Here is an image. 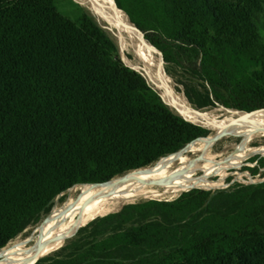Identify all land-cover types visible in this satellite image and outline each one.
I'll return each instance as SVG.
<instances>
[{"label":"trees","instance_id":"1","mask_svg":"<svg viewBox=\"0 0 264 264\" xmlns=\"http://www.w3.org/2000/svg\"><path fill=\"white\" fill-rule=\"evenodd\" d=\"M111 2L192 107L264 110V0ZM118 53L87 13L72 21L55 0H0V250L69 189L155 166L211 134ZM249 163L241 170L264 175L263 157ZM67 242L36 264H264V181L126 205Z\"/></svg>","mask_w":264,"mask_h":264},{"label":"bare ground","instance_id":"2","mask_svg":"<svg viewBox=\"0 0 264 264\" xmlns=\"http://www.w3.org/2000/svg\"><path fill=\"white\" fill-rule=\"evenodd\" d=\"M87 1L96 15L102 21L108 23L110 29L120 36L121 49L125 51L124 49L130 44L135 58L141 63L149 81L165 98L175 104L185 116V113L189 112L190 109L187 108V102L181 99L182 96L172 88L170 80L164 72L162 61L158 57L159 53L145 42L136 27L128 22L123 12L118 10L115 4L112 5V0ZM123 41L125 43L124 49L122 48ZM256 113L258 112L246 116V118L231 125L226 130L210 127L215 130L213 137L225 131L228 136H242L245 143L256 134L264 136V133L255 131V128H264V117ZM237 117L238 115L235 114L228 116L225 118L223 126L225 127L226 124ZM185 118L196 122L186 116ZM223 126H220V128ZM243 145L239 147L238 152L230 160L222 163V161H217L218 159L216 160L215 157L209 155L211 143L204 139L189 147L187 153L197 155L194 159L181 155L171 156L168 160L156 164L153 169L128 178L123 184L114 183L111 186L103 187L82 186L74 191L77 192L78 196L75 199L69 198L60 208L54 209L49 219L31 238L2 250L0 252V264H22L39 244L58 234L73 231L80 223L84 225L96 217L116 212L125 204L134 203L140 199L162 197L166 194L176 195L180 190V193H183L186 185L197 189L216 188V186L222 184L226 171L236 166L242 157L246 156L245 152L242 151ZM255 151L264 150L257 149ZM200 171L203 176L196 178L195 175ZM216 175H219L218 181L211 185L205 184L207 177ZM155 187L163 190H154ZM63 243L64 240L50 244L42 252L41 258L53 254Z\"/></svg>","mask_w":264,"mask_h":264},{"label":"rangeland","instance_id":"3","mask_svg":"<svg viewBox=\"0 0 264 264\" xmlns=\"http://www.w3.org/2000/svg\"><path fill=\"white\" fill-rule=\"evenodd\" d=\"M79 1H81V2H79ZM55 3H56V7L61 12V14H63L65 17L71 19L72 21H77L79 19V17L83 15V13H87L88 15H90L95 20L93 11L90 8L87 0H55ZM114 4H115V2H114ZM127 19H128V17H127ZM128 21H129V19H128ZM258 25L260 27V32H261L262 36L264 37V15H261L258 18ZM110 36L115 41V43L118 47L119 53L117 55V59L121 63L126 65L127 67L131 68L132 70L141 73L142 76L149 83V85L151 87H153L154 89H156L154 84L149 81L148 76L144 72V69H143L141 63L135 58L134 52L132 50L133 48L130 46V44H128L127 48L124 49L125 43L123 41L122 48L125 50V51H123L120 47L119 38L114 37L112 35H110ZM142 37H143V35H142ZM143 39H144V37H143ZM146 43H148V42H146ZM158 57L161 59L160 54H158ZM163 68H164V72H165L166 76L170 80L171 86L174 89V91L177 92L176 87H179L182 90V87L175 84L173 79L166 73V65L165 64H163ZM156 90L162 95V97L164 98V101L166 102V104L170 108H172L176 112H180V113L184 114L183 112H181L177 108V106L175 104H173L171 101H169L167 98H165L164 95L158 89H156ZM177 94L182 96L181 99L183 101L184 100L186 101V99L183 97L182 93L177 92ZM187 105H188L187 108L189 107V109H190V104L188 102H187ZM201 112L204 113L203 116L196 115L191 111L186 112L185 116L196 121V122H194L196 125H199V126H202L206 129H208L211 132V134L209 136L215 135V130L211 129L210 127L223 129L224 128L223 122H225V118L232 115V113H235V115H238V114H236L237 112L235 110L227 109V108H223V107H217V108H214L211 110H203ZM256 114H259L260 116L264 117V112H258ZM190 121H192V120H190ZM197 122H199V123H197ZM220 126H223V127L220 128ZM242 145H243L242 151L245 152L246 156L242 157L241 161L236 166H233L226 171L225 178L223 179L222 184L220 186H216V188L215 187L210 188V189L198 188L199 190H205V191L228 190L235 184L249 185V184L261 183L264 181L263 169H261L260 172L258 174H256L255 176H252L248 171L241 170L243 167L253 168L256 166V163H249V160L251 158L256 157V156H260V157L264 158V151H255L257 149L264 150V136H261V134H256L252 139L248 140L245 143L243 142L242 136L235 137V136H228L227 135L226 138H223L222 140L211 145L208 153L210 156L215 157L216 160L218 159L217 161H224L227 159L230 160L234 156V154H236L238 152L239 147ZM252 151H255V152H252ZM185 156L190 158V159H194L197 155L193 154V153H187ZM169 158L170 157H168L166 159H162L160 162H164V161L168 160ZM160 162H158V163H160ZM202 176H203V173L201 171L195 175L196 178H201ZM218 180H219V175L207 177L205 180V184L211 185V184H214ZM84 186L85 185H83V187ZM80 187H82V186H75V187L69 189L68 191H66L65 193H63L62 195H60L57 198L51 213L53 212L54 209L60 208L69 198L75 199L78 196V194H77V192H74V191H77ZM192 189H197V188H192ZM154 190L162 191L163 189L159 188V187H155ZM180 192H181V190L176 195L166 194L162 197H154V198L151 197L148 199H140V200H138L134 203H130V204H140L142 202H148V201L171 202V201H174L175 199H177L181 194L188 192V191H185L183 193H180ZM130 204H125L118 211L110 213V214L119 213L124 206L130 205ZM110 214H107V215H110ZM107 215H105V216H107ZM105 216H100V217H96V218L92 219L91 221L85 223L82 228H85L92 221L103 218ZM145 216L147 217L148 220H154L155 219L154 215L151 213H147ZM46 218L47 217H44L38 224H36L34 226L27 227L15 239L10 241L4 249H7V248L15 245L16 243H20V242H22L28 238H31L35 233H37L39 231L40 227L45 223ZM136 218L137 219H135L134 222H137V223L142 222V219H143L142 217L137 216ZM82 228H80V229H82ZM67 243H68L67 241H64V243L60 246V248L58 250L63 248ZM4 249H2V250H4ZM2 250H0V252ZM58 250H56V251H58Z\"/></svg>","mask_w":264,"mask_h":264},{"label":"water","instance_id":"4","mask_svg":"<svg viewBox=\"0 0 264 264\" xmlns=\"http://www.w3.org/2000/svg\"><path fill=\"white\" fill-rule=\"evenodd\" d=\"M116 6V5H115ZM92 11H93V14H94V17H95V22L104 30L106 31L107 33H109L110 35L114 36V37H117V38H120V36L116 33V32H113L111 31L110 29V25L108 23H105L103 22L102 20H100L97 16H96V13L95 11L93 10L92 8ZM138 31V30H137ZM150 47L154 50H156L153 46L150 45ZM160 56H161V61H162V64H164V61H163V58H162V55L161 53L156 50ZM164 85V83H162ZM161 95V94H160ZM162 97V95H161ZM163 98V97H162ZM164 100V98H163ZM190 111L193 112L194 114L196 115H199V116H203L204 113H202L201 111L195 109L194 107H192L190 105ZM264 110H259V111H253V112H237L236 114H238V117L231 120L228 124H226V126L224 127V130H226L227 128H229L231 125L237 123L238 121L246 118V116L250 115V114H253L255 112H263ZM179 115H181L182 117L185 118V116L180 113V112H177ZM232 114H235V113H232ZM186 119V118H185ZM188 120V119H186ZM190 121V120H188ZM192 122V121H190ZM193 124H195L194 122H192ZM255 131L256 132H259V133H264V128H255ZM227 136V133L225 131H223L220 135L216 136V137H213V136H207L205 138H198L196 139L195 141L191 142L190 144H188L185 148H183L182 150H180L179 152L171 155V156H176V155H181V156H185L187 154V151L189 149L190 146H192L193 144L201 141V140H204V139H207L211 145L215 144L216 142L222 140L223 138H225ZM169 156V157H171ZM227 160H224L222 161V163H225L227 162ZM155 166H150V167H141V168H138L136 170H134L133 172L131 173H128L127 175L125 176H122V177H119V178H116L114 180H111L109 182H106V183H103V184H93V185H85V186H90V187H103V186H111L113 185L114 183H117V184H123L127 181L128 178H132V176L134 175H137L139 174L140 172H145L149 169H153ZM192 189H189L188 191H190ZM50 216V215H49ZM49 216L46 218L45 222L49 219ZM82 223H80L78 225V227H76L73 231L69 232V233H64V234H58L56 236H54L53 238L39 244L35 249L34 251L30 254V256L23 261L22 264H36L40 259H41V255H42V252L52 243L54 242H57V241H61V240H64V241H67V240H70L72 239L78 232V230L80 228H82L83 226L81 225ZM46 257V256H45Z\"/></svg>","mask_w":264,"mask_h":264}]
</instances>
